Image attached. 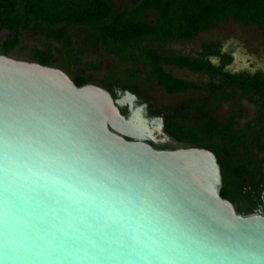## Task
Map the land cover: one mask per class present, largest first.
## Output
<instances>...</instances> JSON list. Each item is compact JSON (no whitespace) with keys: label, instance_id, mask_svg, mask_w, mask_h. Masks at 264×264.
<instances>
[{"label":"water","instance_id":"obj_1","mask_svg":"<svg viewBox=\"0 0 264 264\" xmlns=\"http://www.w3.org/2000/svg\"><path fill=\"white\" fill-rule=\"evenodd\" d=\"M0 55V264H264V216L222 197L210 150L159 151L127 93ZM158 124V128L155 126Z\"/></svg>","mask_w":264,"mask_h":264},{"label":"trees","instance_id":"obj_2","mask_svg":"<svg viewBox=\"0 0 264 264\" xmlns=\"http://www.w3.org/2000/svg\"><path fill=\"white\" fill-rule=\"evenodd\" d=\"M116 0H0V31L14 33V37L2 46V54L9 56L20 48L22 53L26 49L23 45L22 33L35 32L50 39L57 34L60 39L66 29L91 28L103 41V47L108 55L123 61L144 59L146 65L152 69V79L158 86L164 88L169 95L184 94L200 88L196 85L179 80L167 73L164 66H176L193 72L216 70L205 63H198L190 58L173 54H162L156 44H169L178 41L196 39L202 32L213 31L222 23L237 22L245 26H253L264 34V0H144L136 8L129 7L115 14ZM151 10L156 12L157 23H151L148 15ZM62 27L61 31H56ZM94 41H97L96 37ZM64 49H72L74 39L67 36L63 40ZM209 45L206 49H211ZM32 63L42 66H52L54 53L49 44L46 50L36 49L32 52ZM79 65L81 61L77 62ZM91 71H98L99 66L94 63L86 65ZM219 75L221 73L217 72ZM226 82L233 83L246 91L264 88L261 77L223 75ZM78 87L89 84L85 77L75 81ZM263 83V84H262ZM236 94L225 97V102H231ZM232 125L224 130L214 129L210 135L221 138L231 134ZM173 135L177 138H187L200 149L211 150L210 147L198 144L200 139L192 131L183 127H176ZM239 137L232 136V141ZM264 153V147L259 149ZM242 165L233 166L231 175L223 171L224 190L222 197L231 200L228 190L229 183L236 188L242 180H248L250 185L257 186L258 178L255 166L257 160L252 153L246 155Z\"/></svg>","mask_w":264,"mask_h":264},{"label":"rangeland","instance_id":"obj_3","mask_svg":"<svg viewBox=\"0 0 264 264\" xmlns=\"http://www.w3.org/2000/svg\"><path fill=\"white\" fill-rule=\"evenodd\" d=\"M144 0H116L115 14L124 11L129 7L136 8ZM151 23H157V16L154 10L148 15ZM63 28H57L61 31ZM14 33L0 31V55L2 54L3 44L14 37ZM23 45L26 49L22 53L20 48L12 52L9 57L19 60L32 62V52L36 49L46 50L50 44L54 53V67L68 72L74 78L85 77L89 84L104 89L117 84L119 87L130 89L138 94L140 103L150 106L154 115L163 112L172 114V119L179 124H185L189 128L205 127L203 119L198 111L193 113L194 109L205 106L213 111V120L219 127L229 123L231 118L237 114L242 115L237 128H245L246 125L254 121L257 108L249 105L250 97L248 95L238 96L231 102L217 100V93L208 91L209 77L203 74H192L187 70L165 67V71L179 80L195 84L204 89L203 92L190 91L184 94L169 95L166 90L158 86L152 79V69L146 65L143 58L138 56L137 60L123 61L115 56L108 55L103 47V41L91 28L66 29L64 36L55 39L58 36L52 35L50 39L35 32L22 33ZM70 36L74 39L72 49L63 48V40ZM96 37L97 41L93 39ZM210 43H217L223 46L225 55L221 59L226 62L229 60L234 70L240 72H255L264 76V34L253 26H245L237 22L222 23L217 29L208 32H202L196 39L189 41H178L169 44L158 43L156 48L162 54H173L178 56H197L204 52V46ZM226 54L229 56L226 58ZM81 61L79 65L77 62ZM215 64L220 63V57L214 60ZM94 63L99 66L98 71L87 69L86 65ZM217 94V95H215ZM225 93L224 95H226ZM188 129V128H187ZM184 141V140H182ZM212 143L210 148L219 159L220 142L208 141ZM259 158L260 173L264 177V154L257 153ZM235 166H238L237 164ZM227 171V175H231Z\"/></svg>","mask_w":264,"mask_h":264},{"label":"flooded vegetation","instance_id":"obj_4","mask_svg":"<svg viewBox=\"0 0 264 264\" xmlns=\"http://www.w3.org/2000/svg\"><path fill=\"white\" fill-rule=\"evenodd\" d=\"M94 40V39H93ZM213 45L211 49H206L207 46ZM225 51L223 46L217 45V43H210L208 45L204 46V52L200 53L197 58L193 57H186L181 56L185 58H190L191 60L198 62V63H205L207 65L212 66L215 70V72L212 71H202V72H193L189 69H180L176 66H164L170 67V68H177L181 71L187 70L192 74H203L206 78L209 77V84L208 91L212 93H217L218 99L222 100L223 102L225 97H230L236 94L238 96V93L241 95H248L252 96L250 97V104L257 108V112L255 113L254 121L248 125H246L245 128H237L239 125L240 119H242V115L235 114L229 123H227L224 126L219 127L217 123L213 120L214 115L213 111L205 106L194 109L193 113L198 111V114L203 119L205 127L199 129V128H189L185 124H179L177 121L172 119V114L169 112H163L159 115H154L151 111L150 106H147V118L152 120H163V131L164 133L171 139V142L167 144H154L148 142L149 145H151L153 148L159 151H171V150H177V149H184V148H198L197 145H193L191 143V140L187 138H177L173 135V131L176 127H183L188 131H192L194 134L198 135L200 142L198 144H202L205 146L210 147V143L206 142H220V153L222 154L221 159H219V163L221 164L222 170L224 171H230L231 168H233L234 165H242L243 162L246 161V155L250 152L252 153L253 157L259 162V158L257 156V153L264 154L259 149L261 147H264V88L260 86V89H252L250 91H246L243 88H240L239 86L228 83L225 80V77L223 75H230V76H241V77H250L251 79H255L258 77L262 78V81L264 82V76L260 74H255V72H240L237 70H234L232 66L230 65L229 60H226L224 62L223 57ZM169 55V54H168ZM178 56V55H177ZM220 57V63L215 64L214 60ZM228 55L226 54V58L228 59ZM54 67V66H53ZM56 68V67H55ZM220 72L221 75H219L217 72ZM70 78L75 81L77 78H74L72 75H70L68 72H66ZM263 84V83H262ZM195 85V84H194ZM197 86V85H196ZM199 87V86H197ZM200 89L196 92H203L204 89L199 87ZM104 89V88H103ZM108 92L113 96L115 100H125L124 103L125 106L120 108L121 114L129 118L132 115V112L136 111L133 109L131 110V104L128 100L127 93H131L135 96H137L138 100H140L138 94H136L134 91L130 89H125L123 87H119L117 84H113L111 87H108ZM227 93L226 95H224ZM215 94V95H217ZM139 106H143L145 104H141L140 101L138 102ZM159 122H157V125L155 128H158ZM230 125H232L233 129L231 134L228 135H222L221 138H214L210 135V131L214 129L218 130H224L228 128ZM188 128V129H187ZM236 135L239 138L235 141H232V136ZM184 140V141H182ZM214 153V152H213ZM260 165V162L257 163L255 166H253V169H256L258 171L257 173V186L250 185L248 180H242V182L239 183V187L236 188L233 186V183H229V193L231 200H229L234 206L237 211V213L244 217H250V216H264V177L260 173V168L258 167Z\"/></svg>","mask_w":264,"mask_h":264}]
</instances>
